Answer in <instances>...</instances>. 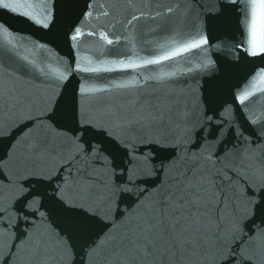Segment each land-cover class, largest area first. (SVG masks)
I'll use <instances>...</instances> for the list:
<instances>
[{
    "label": "snow or ice",
    "instance_id": "6c2138e0",
    "mask_svg": "<svg viewBox=\"0 0 264 264\" xmlns=\"http://www.w3.org/2000/svg\"><path fill=\"white\" fill-rule=\"evenodd\" d=\"M0 10L72 57L0 21V264H264V0ZM233 26L245 55L206 75Z\"/></svg>",
    "mask_w": 264,
    "mask_h": 264
},
{
    "label": "water",
    "instance_id": "95a60500",
    "mask_svg": "<svg viewBox=\"0 0 264 264\" xmlns=\"http://www.w3.org/2000/svg\"><path fill=\"white\" fill-rule=\"evenodd\" d=\"M193 3H196V0H193ZM205 17V21H206ZM0 21L7 22V24L10 27V30L18 33L21 36L26 37L27 39L22 41V43L27 46L31 47V41H36L39 43L43 44H48L49 48H51L56 54L60 56H65L68 57L69 60L72 59L71 56L68 55L69 49L67 45L65 44H60L57 46L56 43H52L49 41L48 37L45 36V32L47 30H42L39 28V26H34L31 25L30 23H25L23 18H16L13 17L12 14L7 13L5 10H0ZM233 25H234V20H233ZM215 35L216 39H213L211 41L213 47L210 48L209 50V56L211 59H213L216 64H215V69H209L206 75H219V69L221 67V61H230L233 63H236L235 57L237 55L239 56H244L245 54L238 50V49H233L232 45L234 43H237L239 41V32L235 31L234 26L226 29H219L216 32L213 33ZM94 44V39L91 37H86L85 38V46H84V51L87 54H93L88 49ZM215 45H220L219 48H216ZM249 59H254V64L255 68L258 69L260 67H264V58H249ZM7 67V65H5ZM9 70H14V69H9ZM18 74H23V73H18ZM255 75V71L249 73L247 76L243 72L240 73L238 77V83L236 87L233 89V91H239L242 90L245 85L249 83V81L252 79V76ZM30 77H25V79H29ZM79 74L74 73L73 77L70 78L73 82L75 80H78ZM35 83L39 84L40 80L36 79ZM189 83H194L193 81H189ZM255 84L257 87H264V83L261 82V80L257 77L255 80ZM176 87H186V85L181 82L176 85ZM225 98L228 99L227 94H225ZM253 103H256L257 106L260 104H264V97L259 98V101H257L256 97L252 98ZM229 103H231V100L229 99ZM233 107L236 111V118L237 121H240L243 119V113L241 111V108L237 104H233ZM230 146V145H229ZM123 199V198H122ZM123 206V205H122ZM19 207V204L17 205Z\"/></svg>",
    "mask_w": 264,
    "mask_h": 264
}]
</instances>
